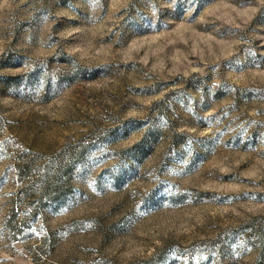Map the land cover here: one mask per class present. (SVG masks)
<instances>
[{
	"label": "rangeland",
	"instance_id": "374dc122",
	"mask_svg": "<svg viewBox=\"0 0 264 264\" xmlns=\"http://www.w3.org/2000/svg\"><path fill=\"white\" fill-rule=\"evenodd\" d=\"M0 264H264V0H0Z\"/></svg>",
	"mask_w": 264,
	"mask_h": 264
}]
</instances>
